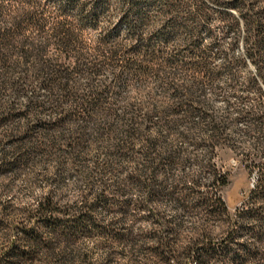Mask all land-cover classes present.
Wrapping results in <instances>:
<instances>
[{
	"label": "trees",
	"instance_id": "trees-1",
	"mask_svg": "<svg viewBox=\"0 0 264 264\" xmlns=\"http://www.w3.org/2000/svg\"><path fill=\"white\" fill-rule=\"evenodd\" d=\"M61 1L87 10L81 0ZM97 3L94 19L100 10L106 12L105 0ZM207 3L123 0L128 13L122 21L130 25V39L141 43L128 49L105 39L89 48L73 23L42 0H0V175L20 174L46 159L64 165V157L74 164L97 145L107 152L100 172L118 168L122 174L115 192L104 181L94 190L97 173L92 171L86 176L88 193L79 200L65 201L52 193L40 197L26 209L22 227L12 230L16 242L0 255V264L43 259L58 264H264V172L236 220L230 219L221 196L229 174L214 159L231 140L227 121H218L205 92H216L222 80L234 87L244 58L233 56V44L223 51L214 35L212 49L200 48V25L213 17ZM257 4L234 0L230 6L238 18L222 13L219 20L233 41L243 33L244 56L257 67L246 84L262 97L264 8ZM191 6H196L195 14ZM46 14L50 19H44ZM183 35L185 49L168 60L167 52L178 47ZM217 56L222 67L214 66ZM108 66L122 68L116 78L124 85V74L153 80L148 102L122 112L106 106L95 83ZM24 84L44 87L46 100L32 95L21 114L2 94L18 93ZM83 88L89 89L87 99ZM46 115L50 120L45 121ZM238 118L248 121L260 146L264 108L256 116L239 111ZM192 164L198 172L186 173ZM219 224L224 237L217 239L213 230Z\"/></svg>",
	"mask_w": 264,
	"mask_h": 264
},
{
	"label": "rangeland",
	"instance_id": "rangeland-1",
	"mask_svg": "<svg viewBox=\"0 0 264 264\" xmlns=\"http://www.w3.org/2000/svg\"><path fill=\"white\" fill-rule=\"evenodd\" d=\"M233 1L208 0L206 6L210 9L213 17L211 21L201 23L199 39L201 41L200 48L209 50L214 47V42L211 38V35H214L221 41L223 51H227L229 46L233 44V47L230 46L233 56L244 58L243 66L237 69L238 80L234 87H230L231 84L222 80L216 92L211 89H207L205 92L218 121H227L225 126L227 127L226 136L231 140V146L218 149L214 161L220 169L229 174V185L223 189L221 196L228 208L230 219L236 220L238 211L245 207L251 192L258 185V180L264 172V132L259 136L261 144L257 146L255 137L249 133L248 121L239 119L238 112L258 115L259 109L264 108V90L262 91L263 96L258 97L255 96L256 89L246 84V78L253 77L257 73V67L249 57L244 56L245 42L243 33L239 35L238 40L235 39L233 41V33L228 29L226 23H221L219 20L222 13L231 14L238 18L234 8L230 6ZM256 1L259 9L264 8V0ZM42 3L46 7H50L55 15H60L62 18L66 17L71 21L74 29L80 33V39L89 48H94L104 39L111 45L122 44L128 49L140 47L141 45L140 41L130 39V25L122 21V17L128 13V6H123V0H105L106 12L103 14L100 10L97 19L92 17V12L98 5L97 0H81V3L87 4V10L85 11L81 10L79 6H71L61 0H42ZM10 4L6 2L4 6L9 7ZM197 6H202L200 1ZM191 7L193 10L190 13L195 14L194 9H196V6ZM43 17L48 20L50 19V14H46ZM180 33L182 34V32ZM183 37L184 35L178 38L176 42L178 47H174L167 52L166 58L168 60L176 58L174 52L177 49H185L182 41ZM152 43L155 44V42ZM53 53L55 51L51 49L50 54ZM184 54L186 57L189 56L187 52ZM222 60L221 56H217L214 60V66L222 67ZM64 63L65 66H69V60H64ZM118 73H122L121 67L113 69L108 66L96 80V91L103 96L106 106L114 105L118 112H122V109L125 110L128 105H140L142 102H148V95L154 91L155 87L153 86V80L143 77H128L124 74L122 79L127 83V85H124L123 82L117 80ZM78 81L80 85L84 86L87 83L83 78L78 79ZM142 84L147 85L138 89L139 87L137 86ZM90 91L92 90L90 89ZM81 93L87 99L89 89H84ZM32 95H35L40 102H45L46 100L45 88L39 84L30 86L24 84L18 93L5 92L2 94V98L4 102L9 105L12 104L22 114L26 109L28 98ZM48 120L50 118L46 115L45 121ZM34 121L32 119V122ZM2 132L0 131V133ZM192 150L193 148L189 147V151ZM86 153V155L76 158L77 160L74 164H71L64 157L61 159L64 165L57 164L53 159H46L37 166L25 168L20 174L6 171L5 175H0V255H3L5 250L16 242V234L12 230L22 227L21 223L25 219L26 209L34 206L40 197L52 193L58 199L65 201L79 200L81 195L88 193L89 182L86 176L92 171L97 173L94 176V181L91 180L95 182L94 190L97 191L101 187L100 183L102 181L108 184L111 183L112 191L115 192L117 190L114 183L121 179L120 170L114 168L106 174L100 172L107 159V152L104 147L93 146ZM198 169L195 164H192L186 169V173L194 174L198 172ZM116 199L118 200V197H115ZM3 207L4 210L2 212ZM222 228V224H219V227L216 226L213 230L217 239L224 237ZM92 247L90 246L91 249ZM48 262L49 260L43 259L30 264L52 263V261Z\"/></svg>",
	"mask_w": 264,
	"mask_h": 264
}]
</instances>
